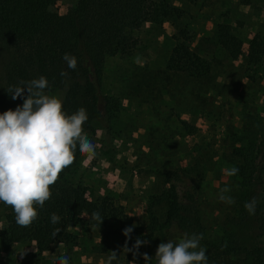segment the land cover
<instances>
[{
	"label": "trees",
	"instance_id": "obj_1",
	"mask_svg": "<svg viewBox=\"0 0 264 264\" xmlns=\"http://www.w3.org/2000/svg\"><path fill=\"white\" fill-rule=\"evenodd\" d=\"M57 1L0 0V113L14 110L27 96L25 91L24 96L13 100L7 88L44 76L49 81L46 92L62 91L68 114L86 109L88 119L83 130L94 135L110 125L120 107L102 89L107 56L134 48L137 41L133 32L146 21L159 22V6L151 0H72L63 13L49 14L48 8ZM160 5L173 17L174 33L169 37L173 46L166 51L162 65L144 64L134 72L128 94L153 107L169 98L175 101L169 108L174 111L178 106H195L199 97L207 100L211 92L216 97L215 105L218 97H224L217 88L225 85L224 73L216 69L240 55L241 42L232 25L215 22L209 34L193 43L189 29L180 21L183 9L167 0H161ZM218 52L221 57L216 56ZM65 53L77 58L75 69L68 68L63 60ZM263 58L264 43L254 35L242 64L260 65ZM62 72L67 75L62 76ZM246 92L239 132L228 125L220 139L208 133L190 142L195 128L179 119L177 132H173L178 142L165 143V137L147 144L150 158L146 163L152 164L147 170L154 178L146 201L147 221L140 230L135 229L113 195L87 198L88 189L77 176L85 154L77 146L74 163L60 174L51 198L38 207V218L31 226H18L13 209L2 203L0 251L9 254L17 243H35V251L26 258L17 260L9 254L3 264H41L42 254L54 242L62 243L66 253H73L78 244L73 228L78 225L101 230V253L109 252L114 239L127 250L135 249L138 238L158 246L167 240L178 241L185 233H195L203 234L200 244L206 249L208 264H264V115L254 104L255 94ZM155 133L150 131V135ZM224 165L239 169L238 174L229 176L227 184L219 185L220 189H231L226 195L235 203L229 205L218 196L214 210L219 212V222L214 230L204 219L203 183L209 174L219 181ZM253 198L256 211L250 215L244 205ZM94 212L104 217L101 224L92 218ZM53 213L61 218L59 224L51 223ZM130 226L133 231L126 237L123 230ZM56 229L59 232L53 236Z\"/></svg>",
	"mask_w": 264,
	"mask_h": 264
},
{
	"label": "rangeland",
	"instance_id": "obj_2",
	"mask_svg": "<svg viewBox=\"0 0 264 264\" xmlns=\"http://www.w3.org/2000/svg\"><path fill=\"white\" fill-rule=\"evenodd\" d=\"M71 1L58 0L48 8V13L51 15L63 13ZM151 1L159 6V22L146 21L140 29L133 32L137 41L134 48L126 53L107 56L105 60L102 89L106 95L120 103L118 115L106 129H99L94 135L87 134L96 146L95 152L82 157L77 171V176L88 189L87 198L102 194L113 195L117 204L122 202L121 206L131 217V223L136 230L142 229L147 221L146 201L149 186L154 178L152 171L147 170L152 164L146 163L150 158L147 155L148 152L150 153V148L147 146L150 141L156 143L166 137L165 143L178 142L179 138L173 132L179 127V119L189 122L195 128V133L190 135V142L208 133L220 139L228 125L239 132L241 117L246 110L243 107L246 91L255 94L254 104L264 115V58L260 65L242 64L248 43L254 35H259L264 43V0L193 2L167 0L183 9L180 21L189 29L193 43L200 36L209 34L214 23L219 21L229 22L241 42L239 57L216 69L224 73L225 85L218 86L217 91L221 90L224 97H218L215 105L213 99L216 97L211 92L208 93L207 100L203 101L199 97L195 106H178L174 111H170L169 108L175 104V101L169 98L163 99L153 107L148 102L140 101L128 94L129 81L134 72L144 64L162 65L166 51L173 46L169 38L174 33L170 10L160 5L161 0ZM216 56L222 55L218 52ZM219 80L221 79L218 78ZM47 94L62 97V91L57 89L48 91ZM200 95L204 96V94ZM162 126H167L168 130H161ZM151 130L155 135H150ZM216 147L218 148L219 145L217 144ZM152 161L157 162L155 159ZM227 170L228 166L224 165L219 181L209 174L203 183L202 198L206 203L204 219L214 230L218 229L219 222V212L214 210L220 195L219 185L230 181V177L226 174ZM2 208L0 202V225L4 218ZM83 216L85 217L84 213ZM100 237V229H88V236L79 237L73 253L68 254L65 251L62 253L61 247L58 249L55 247L51 255L43 257L41 264H58L60 256L68 257L69 264H109L112 251H115L118 257L112 260L111 264H147L144 259L145 253L152 257L150 264H157L155 254L158 246L152 242L142 244L136 254V249L133 248L132 251L117 250L120 244L112 240L109 252L101 253L98 249ZM262 239L264 244V234ZM11 250L10 256L21 260L24 259L25 251L30 252L28 251L30 246L28 242L17 243ZM9 254L0 251V264H3V260Z\"/></svg>",
	"mask_w": 264,
	"mask_h": 264
},
{
	"label": "clouds",
	"instance_id": "obj_3",
	"mask_svg": "<svg viewBox=\"0 0 264 264\" xmlns=\"http://www.w3.org/2000/svg\"><path fill=\"white\" fill-rule=\"evenodd\" d=\"M63 60L68 68H76L75 56L65 53ZM48 86L49 81L44 76L10 86L7 91L13 100L24 96L25 91L27 96L14 110L0 113V202L13 209L17 225L25 228L38 218V207L42 208L51 198L52 186L60 174L74 163L77 146L80 153L88 155L94 154L96 147L83 130L88 119L86 109L81 107L68 114L62 97L47 94ZM238 172L239 169L233 166L226 174L234 176ZM230 191L226 186L219 196L229 205L235 203L226 195ZM256 205L253 198L244 207L250 215H255ZM92 218L100 224L104 219L98 212H94ZM60 219L55 213L50 218L54 225L59 224ZM132 231L130 226L123 233L130 237ZM58 232L56 229L53 236ZM202 239L203 234L185 233L178 241L161 242L155 254L157 264H208L206 249L200 244ZM144 243L146 241L137 239L136 254ZM117 257L112 251L109 264ZM144 259L150 264L152 257L145 253ZM58 264H69L68 257H58Z\"/></svg>",
	"mask_w": 264,
	"mask_h": 264
},
{
	"label": "crops",
	"instance_id": "obj_4",
	"mask_svg": "<svg viewBox=\"0 0 264 264\" xmlns=\"http://www.w3.org/2000/svg\"><path fill=\"white\" fill-rule=\"evenodd\" d=\"M120 205H122V202H121ZM88 229H91V228H89V226H85V225H78V226H76V227L73 228V231H74V232L77 231L76 234L78 235V239H79V237H83V238H85L86 236H88ZM87 238H88V237H87ZM114 240L118 241V243L120 244V240H119V239H114ZM29 246H30V250H28V251H30V252L25 251V252L23 253L24 258H26L27 256L30 255V253H32V252L35 251V243H34V242L29 243ZM55 247H56L57 249L61 247V248H62V253L65 251L64 245H63L62 243H60V242H54V243H52V244L50 245V249L47 250L46 252H44V253L42 254L41 261H42L43 257H45L46 255H51V252H52V250H53ZM63 249H64V250H63ZM118 249H121V245H120V247L117 248V250H118ZM21 260H22V259H21Z\"/></svg>",
	"mask_w": 264,
	"mask_h": 264
}]
</instances>
